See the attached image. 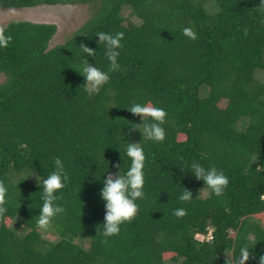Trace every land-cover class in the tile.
Wrapping results in <instances>:
<instances>
[{
    "label": "trees",
    "instance_id": "16d2710c",
    "mask_svg": "<svg viewBox=\"0 0 264 264\" xmlns=\"http://www.w3.org/2000/svg\"><path fill=\"white\" fill-rule=\"evenodd\" d=\"M214 2L217 10L210 13L205 0H0V8L92 6L91 16L52 47L55 24L3 25L12 40L0 47L6 76L0 84V180L8 189L0 264H228L246 243L253 248L245 264H259L264 80L254 71L264 69V13L256 8L261 0ZM184 27L198 38L186 37ZM99 32L124 33L121 68L89 97L79 72L85 59L106 72L110 64L105 46L97 43ZM81 43L96 55L82 53ZM133 103L167 111L163 142L143 139L138 128L130 131L142 123L127 108ZM130 142L141 143L146 156L144 198L136 201L135 218L104 243L106 201L100 192L109 173L129 168ZM56 157L69 177L56 193L65 211L44 230L36 224L41 185ZM193 161L224 172L229 183L223 195L211 194L195 178ZM185 189L193 194L190 202L178 199ZM178 208L187 215L177 218ZM209 231L211 243L196 237Z\"/></svg>",
    "mask_w": 264,
    "mask_h": 264
},
{
    "label": "clouds",
    "instance_id": "9594fccd",
    "mask_svg": "<svg viewBox=\"0 0 264 264\" xmlns=\"http://www.w3.org/2000/svg\"><path fill=\"white\" fill-rule=\"evenodd\" d=\"M256 8L261 13H264V0H261L260 5ZM261 22H264V20ZM182 31L183 34L191 40H196L198 38L197 33L192 27H184ZM243 33L244 36H247L248 29L244 28ZM97 36L99 37L97 43L105 46V56L108 58L110 64L106 72L85 59L79 72L86 78L83 88L89 97L93 94H98L101 87L109 81V72H116L121 68L118 63V57L120 55L118 49L122 47L121 41L124 39V33L117 32L111 34L99 32ZM11 40L12 37L6 34L5 28L0 26V47L6 48ZM80 49L82 53H87L88 56L96 55V49L88 47L86 44L81 43ZM127 108L132 114L139 115L142 118V123L137 126H132L130 131L138 128L142 133L143 139L155 142H163L165 140L166 130L163 125L167 122L166 117L168 114L164 108L152 104L141 103H133ZM126 155L130 159V166L127 171L124 174H121L120 171L115 174L109 173L103 181L104 187L100 192L101 198L106 201V214L101 233L105 237L104 243L108 242V237L120 233L122 224L131 222V220L135 218L139 210L136 201L144 198L143 188L145 183L144 167L146 156L141 143H128ZM114 167L120 169L121 164L118 162ZM189 169L192 170L196 179L204 181L205 186L210 189L211 194L216 196L223 195L229 180L222 170H218L215 166L205 168L196 161L191 163ZM68 180L69 177L65 171L64 163L59 157L54 158V171L49 174L46 179H43L42 185L37 179L38 183L42 186L41 199L43 200L36 221L38 228L47 230L53 218L65 211L61 205L56 203V201L62 199V196H58L56 193L66 186ZM7 192L8 189L5 182L0 180V219H3L7 212ZM262 198H264V195H262ZM178 199L182 202H190L193 199V194L190 190L185 189ZM173 214L177 218H182L187 215V210L178 208L173 211ZM212 239L213 238L210 236L208 242L211 243ZM252 243L255 246L257 241L253 239ZM251 248L253 247H250L248 243L244 244L240 248L239 257L229 261L228 264H245L251 255ZM259 264H264V255L259 256Z\"/></svg>",
    "mask_w": 264,
    "mask_h": 264
},
{
    "label": "rangeland",
    "instance_id": "374dc122",
    "mask_svg": "<svg viewBox=\"0 0 264 264\" xmlns=\"http://www.w3.org/2000/svg\"><path fill=\"white\" fill-rule=\"evenodd\" d=\"M205 8L208 12L214 13L217 10L214 0H205ZM129 8L124 7L122 13L129 15ZM92 6L89 3H57V4H38L31 7L19 8H0V26L5 25L12 20H29L33 22H45L56 25V32L49 42L52 47L63 43L70 37L90 16ZM255 78L264 80V69H255ZM6 76L0 71V84L3 83ZM205 195V192H202ZM18 223L13 221L12 225ZM44 236L54 239L55 235L50 232H44ZM200 240L203 235H196ZM206 237V235L204 236ZM87 246L85 241H82Z\"/></svg>",
    "mask_w": 264,
    "mask_h": 264
},
{
    "label": "built area",
    "instance_id": "2783aa9c",
    "mask_svg": "<svg viewBox=\"0 0 264 264\" xmlns=\"http://www.w3.org/2000/svg\"><path fill=\"white\" fill-rule=\"evenodd\" d=\"M197 235H198V234H197ZM209 237H210V231L208 232V234L206 235L205 238L208 239ZM203 238H204V236H203ZM203 238H202V239H203ZM202 239H201V240H202Z\"/></svg>",
    "mask_w": 264,
    "mask_h": 264
}]
</instances>
